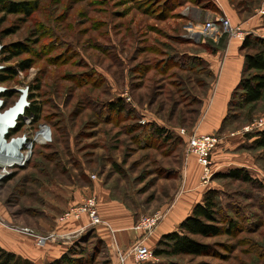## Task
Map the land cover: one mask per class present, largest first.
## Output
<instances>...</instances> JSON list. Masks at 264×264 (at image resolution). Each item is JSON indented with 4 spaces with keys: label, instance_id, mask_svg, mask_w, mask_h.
Returning <instances> with one entry per match:
<instances>
[{
    "label": "rangeland",
    "instance_id": "374dc122",
    "mask_svg": "<svg viewBox=\"0 0 264 264\" xmlns=\"http://www.w3.org/2000/svg\"><path fill=\"white\" fill-rule=\"evenodd\" d=\"M7 1L29 5L31 16L22 10L11 14L0 6V72L8 78L0 84L6 89L0 95L1 112L12 108L26 88L30 107L37 103L41 111L38 116L24 114L19 133L4 138L9 143L25 136L32 149L23 167L0 170L2 239H35L39 244L43 238L47 245L53 242L51 236L75 235L78 264H112V251L101 244L94 220L104 224V209L119 205L135 214L136 232L149 218L159 223L186 191L194 165L195 172L201 170L203 191H219L224 215L217 226L226 231V222L235 219L237 228L231 234L197 238L210 247L208 255L153 256L145 264H264V150L251 148L254 142L247 136L264 131L251 129L264 119V95L256 104L242 106L238 94L224 130L209 134L241 142L238 151L217 164L212 156L209 180H202L203 167L189 148L190 137L205 135L197 131L202 116L198 100L211 85L204 66L190 70L186 55L223 47L227 34L220 25L212 35L207 33L206 42H212L205 49L181 41L180 35L212 19L214 15L206 13L212 0ZM229 1L246 28L238 26L264 41V18L257 16L264 0ZM180 10L188 21L180 18ZM16 45L26 48L12 58ZM26 62L31 68L23 70ZM119 99L133 116L110 111L108 103ZM154 124L166 126L176 138L162 141L141 132ZM133 127L140 130L133 133ZM247 128L251 130L245 132ZM237 166L247 168L263 188L214 179ZM70 225L74 227L66 229ZM251 228L256 230L245 231ZM81 229L84 233L77 234Z\"/></svg>",
    "mask_w": 264,
    "mask_h": 264
},
{
    "label": "crops",
    "instance_id": "0c3cea01",
    "mask_svg": "<svg viewBox=\"0 0 264 264\" xmlns=\"http://www.w3.org/2000/svg\"><path fill=\"white\" fill-rule=\"evenodd\" d=\"M212 6L215 9L206 8V13H212L217 17L209 14L212 19H208L204 22H215L219 17H227L233 26L241 25L243 28H246L245 25H242L244 21L239 18L236 8L234 5L230 4L229 0H212ZM194 8L199 9L197 6H194ZM181 9H183V7ZM180 18L187 20L188 16H185L183 11L180 10ZM223 36L224 35L220 33L219 38L221 39ZM227 36H225L226 43L221 48L213 45L212 50L214 48V51L206 50L204 53L188 54L190 57L193 56L203 59L215 77L210 86L209 93L202 99V116L199 120L200 126L197 127V131L200 134H219L222 124L228 115L229 104L233 93L242 79L245 66V57L241 52L243 41ZM180 40L191 43L194 46H204V49L209 47V44L212 42L195 44L185 35H180ZM159 127L167 129V127L163 125H159ZM229 140L232 139L229 138ZM229 140L222 139L220 141L219 146L221 147H218L216 154L213 155L216 164L223 157L232 155L231 153L238 151L240 148V141ZM228 146H230L231 149H227ZM193 166L194 165H192L191 172L189 171L186 191L184 190V192L177 197L165 217L162 218L159 225H157L150 234L141 231L136 232V229H134L136 222L135 214L127 208L119 205H109L107 210L104 209V213L101 214V217H103L102 219L105 223L96 225L93 229L98 238L104 240L110 251H112L110 255L112 264H119L117 257H113V255H115L113 253L115 248H120L123 252H126L127 259L125 264H143L138 263L134 257H132L133 255L130 253V249L133 248L135 244L142 243L153 251L163 235L176 231L184 219L191 215L193 208L202 201L205 193L199 184L201 170L195 172ZM219 166V169L223 168L222 165ZM233 168L241 167L237 166ZM69 227L74 226L70 225L66 227V229ZM2 233L3 232L0 234V247L2 249L14 253L25 260H29L34 264H47L58 260L75 242L74 240L69 243L53 241L47 245L40 246L35 239L31 241L30 239H22L20 242L2 239L5 237Z\"/></svg>",
    "mask_w": 264,
    "mask_h": 264
},
{
    "label": "trees",
    "instance_id": "16d2710c",
    "mask_svg": "<svg viewBox=\"0 0 264 264\" xmlns=\"http://www.w3.org/2000/svg\"><path fill=\"white\" fill-rule=\"evenodd\" d=\"M8 2L9 1L7 0H0V6L4 7L5 11L11 14H17L22 10L25 14H27V16H31V11L30 9H28L29 5L24 3ZM207 8L215 9L212 5L208 6ZM21 48L25 49L26 47H24V45L22 47L17 45L13 46V51L16 49L18 50L15 51L16 53H13L12 58L20 55V52L22 51ZM212 51H214V48ZM251 51L252 53H248ZM241 52L245 57V66L242 79L233 93L232 99L229 104L228 115L222 124L220 132H222L225 128L226 122L230 117V111L233 106V101L238 94H240L238 98L241 99L242 106L254 105L262 100L264 95V41L255 36L248 35L243 41ZM186 56V59L192 62V67L190 70L194 69V67L204 66V70H206L207 72L206 77H209L210 80V86L213 83L215 77L214 74L209 70L204 60L199 57H190L189 55ZM182 67L189 69L187 65H182ZM29 68H31L30 62H26L22 66L23 70H27ZM164 68H167V66H164ZM6 81H8V78L0 72V84H3ZM4 96L7 97L9 95H3L2 97ZM199 102L200 104H202L201 97L198 100V103ZM108 108L111 112H114L118 115L127 113L126 116L128 118H130L131 114V116H133V111H129L127 109L126 103L123 99H119L116 103H108ZM40 111V106L37 105V103H32L31 107L29 105L28 109L26 110L25 115L35 114L38 116ZM20 119H22V117ZM19 120L16 127L7 131V138H10L19 133V131L23 127L22 121L19 122ZM137 130H140V127H133L131 129V132L135 133ZM141 132H143V134L150 132L152 134L151 136H154L162 141H169L172 140V138H176L173 136L174 134L169 133V131H167L165 128H160L155 124L144 128V130H142ZM247 136L254 142V145H252L251 148L255 150H264V131L257 132V135L249 134ZM214 179H231L233 181H240L242 183L248 184L252 187L258 186L259 188H263L261 181L253 177L250 171L247 168L243 167L233 168L225 173L219 172L214 176ZM218 196L219 191L215 189H210L205 192L203 201L195 205L191 215L184 219L178 229L161 237L155 249L153 250V256L156 258H177L184 256L200 257L203 255H208V253H210V247L207 245H203L201 242H199V240H197V238L218 237L223 233L231 234L232 231L237 228V221H235V219L234 221L228 220L226 222V225L228 226V229L226 231L223 229V227L217 226L218 224H221V221L223 219L221 215H224L222 213L223 208L219 202ZM262 206H264V200ZM228 218L230 219V217H227V219ZM254 230L256 229L251 228L250 230L245 231L251 232ZM99 239L102 245L108 246L104 240H102L101 238ZM78 242L79 241L75 242L73 246L70 247L67 252L58 260L47 264H78L80 259H74V255H76L77 252L74 248L79 244ZM83 242L84 241H82L81 243ZM0 264L34 263L0 248ZM167 264L179 263L168 261Z\"/></svg>",
    "mask_w": 264,
    "mask_h": 264
},
{
    "label": "built area",
    "instance_id": "2783aa9c",
    "mask_svg": "<svg viewBox=\"0 0 264 264\" xmlns=\"http://www.w3.org/2000/svg\"><path fill=\"white\" fill-rule=\"evenodd\" d=\"M258 18H264V6L261 8V10L258 12ZM221 26L224 33L233 37L240 38L241 41H244L247 33L244 31V29L241 26H233L231 21L227 17H219L215 22L213 21H207L202 24L198 23L195 30H192L188 33L187 38L191 40L195 44H201L206 42L207 33L212 35V33L215 32V29L218 26ZM261 38L264 39V34L261 35ZM259 128V130L264 129V119L260 120L257 124L252 125L251 129ZM250 128H247L245 132H249L251 130ZM5 134V135H4ZM1 137L4 139L7 132L4 133ZM180 136H185V130L180 131ZM220 139L215 135H194L190 137L189 139V148L190 151L197 156L199 164L203 167V177L202 180L206 181L209 180L212 177V156L216 149L220 145ZM4 142L7 144L6 147L0 146V163H6L9 160H7L8 157H10L11 160H14V157L17 159L16 165H9V166H0V170L6 171L12 168H20L26 165L29 161V152L32 149V145L27 148V139L25 136L19 138V139H13L11 142H7L4 140ZM17 147V148H15ZM29 149V150H28ZM14 151L16 153H14ZM29 151V152H28ZM5 158V159H4ZM1 175V174H0ZM1 179V176H0ZM80 212H83L81 209ZM81 213H77V217H80ZM95 217V214H93ZM159 219H147L143 221L140 226L138 227L139 231H144L146 234H150L155 227L159 224ZM161 220V219H160ZM160 222V221H159ZM94 223L99 224V220H94ZM97 224V225H98ZM94 226L96 224H93ZM83 234L84 231L81 230V232L78 231L77 234ZM73 236L75 235H68L66 237L57 239L54 236H51V241H60L63 240L65 243H69L73 240ZM46 239L40 238L39 239V245L45 244ZM132 255H134L135 260L138 263H146L149 262V260L153 257V251H151L147 246L143 245L142 243H138L134 246L133 250L130 252ZM120 255V257H118ZM115 255L117 257V260L120 264H125L127 255L122 254V252L116 248Z\"/></svg>",
    "mask_w": 264,
    "mask_h": 264
},
{
    "label": "water",
    "instance_id": "95a60500",
    "mask_svg": "<svg viewBox=\"0 0 264 264\" xmlns=\"http://www.w3.org/2000/svg\"><path fill=\"white\" fill-rule=\"evenodd\" d=\"M2 47H0V55H1ZM3 68L0 66V71ZM6 92V89L0 87V95ZM22 96L19 101L10 109L1 112L3 108L4 102L0 99V126H7L9 129L16 127L18 120L24 116L26 110L29 107L28 96H29V88L21 90Z\"/></svg>",
    "mask_w": 264,
    "mask_h": 264
},
{
    "label": "bare ground",
    "instance_id": "6f19581e",
    "mask_svg": "<svg viewBox=\"0 0 264 264\" xmlns=\"http://www.w3.org/2000/svg\"><path fill=\"white\" fill-rule=\"evenodd\" d=\"M8 127L7 126H0V136L1 135H3L4 133H6L7 131H8ZM2 132H3V134H2ZM5 135V134H4ZM2 137V136H1ZM0 142H2L3 143V146L4 147H6L7 146V144L4 142V139H2V141H1V138H0ZM6 148H8V147H6ZM14 153H16L15 151H14ZM0 157H2V156H0ZM1 159V158H0ZM5 159V158H4ZM17 158L16 157H14V160H11L10 159V157H8L7 158V160H9L8 162H6V163H0V166H9V165H16L17 163V160H16ZM1 176V175H0ZM1 180V179H0Z\"/></svg>",
    "mask_w": 264,
    "mask_h": 264
}]
</instances>
